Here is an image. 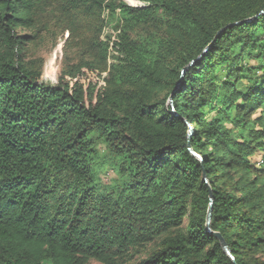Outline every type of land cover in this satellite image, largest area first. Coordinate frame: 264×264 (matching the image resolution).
<instances>
[{
	"label": "trees",
	"instance_id": "trees-1",
	"mask_svg": "<svg viewBox=\"0 0 264 264\" xmlns=\"http://www.w3.org/2000/svg\"><path fill=\"white\" fill-rule=\"evenodd\" d=\"M140 1L0 0V264H121L150 242L137 264H264V0ZM50 6L89 34L43 73L21 54Z\"/></svg>",
	"mask_w": 264,
	"mask_h": 264
},
{
	"label": "rangeland",
	"instance_id": "rangeland-1",
	"mask_svg": "<svg viewBox=\"0 0 264 264\" xmlns=\"http://www.w3.org/2000/svg\"><path fill=\"white\" fill-rule=\"evenodd\" d=\"M131 6H141L140 0H117ZM129 1L133 2L130 4ZM102 28L99 32V38L107 41L117 39V32L113 30L116 24L115 19H111L107 11L102 15ZM37 27L40 28L37 36L32 41L27 42L22 49L21 60L30 69H38L43 73L52 71L67 70L72 65L77 64L85 57L84 36L89 34L86 29L73 30L64 19L63 14L55 7L46 8L39 16ZM34 29H28L26 33H34ZM19 32H23L19 30ZM132 37H150L152 30L145 27H138L131 33ZM249 65H256V61L245 60ZM220 78L225 75V70H217ZM261 74L260 72L258 75ZM194 124H189L190 131ZM100 152H104V145L99 144ZM257 167L264 166V150L258 151L255 157L251 159ZM98 176L102 184H109L116 177L115 171L108 164H104L98 170ZM186 223V220H185ZM156 242H150L144 247L132 249L127 254L126 260L121 264H137L145 258ZM264 259V253L259 255ZM86 264H103L96 259H89Z\"/></svg>",
	"mask_w": 264,
	"mask_h": 264
},
{
	"label": "water",
	"instance_id": "water-1",
	"mask_svg": "<svg viewBox=\"0 0 264 264\" xmlns=\"http://www.w3.org/2000/svg\"><path fill=\"white\" fill-rule=\"evenodd\" d=\"M264 12V9H262L261 11H260V13H263ZM237 24H239V23H241V22H236ZM221 30H223V28L221 29ZM206 50V49H205ZM188 67H185L183 70H182V72L185 70V69H187ZM189 150L194 154V155H196L199 159L201 158V156L199 155V154H197L196 152H194L193 150H191L190 148H189ZM212 200H213V198H212V195H210V203H209V207H208V211H207V216H206V229L208 230V231H210V228H209V220H210V215H211V210H212ZM215 234V236L221 241V243H222V246H223V248H224V250L226 251V253H228L231 257H233L231 254H230V252H229V249L227 248V246L223 243V241H222V239H221V237H220V235L218 234V233H214Z\"/></svg>",
	"mask_w": 264,
	"mask_h": 264
}]
</instances>
